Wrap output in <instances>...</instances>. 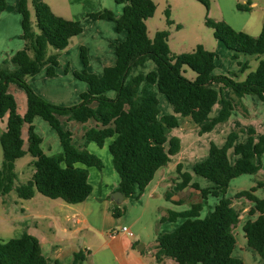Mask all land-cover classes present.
Listing matches in <instances>:
<instances>
[{
	"label": "trees",
	"instance_id": "16d2710c",
	"mask_svg": "<svg viewBox=\"0 0 264 264\" xmlns=\"http://www.w3.org/2000/svg\"><path fill=\"white\" fill-rule=\"evenodd\" d=\"M198 1L209 10L210 0ZM30 2L35 10V21ZM116 2L124 4L119 18L110 9L88 13L92 19H113L119 32H127L126 39L115 44L116 64L105 67L101 76L86 69L75 72L89 88L81 94L79 104L61 106L38 94L27 77L40 73L46 66L47 74L54 76L60 52L69 46L73 37L83 32L82 22L57 15L44 0H19L17 9L22 15L24 47L0 64V119L8 114L7 129L0 135L3 148L0 195L6 196L15 190L19 197L30 199L39 192L70 204L81 203L93 189L88 167L100 170L104 167L103 160L88 146L91 142L103 146L107 139H112L109 151L120 177L116 190L126 198L139 197L157 171L182 148L180 137H170L172 129L180 125L178 114L190 117L199 133L204 134L228 121L235 108L243 107L242 98L246 94H255L264 100V24L261 33L253 36L225 21L207 18V25L214 29L215 37L233 52L234 58L238 59L240 55L259 58L257 68L244 80H237L229 75H213L218 55L202 44L191 52L174 54L169 46L168 30H159L151 38L147 20L155 14L154 0ZM6 6L7 1L0 0V14ZM238 7L247 8L243 4ZM167 14V22L172 23L169 10ZM50 46L57 53L48 56ZM82 58L87 63L84 51ZM148 59L155 62L156 69L130 76L134 67L143 65ZM10 63H13V69L9 68ZM186 65L196 72V78L190 79L184 74ZM248 67L247 63L243 64V70ZM12 83L27 95L25 115L18 112L16 97L9 91ZM227 88L233 94L230 98L224 95ZM109 91L115 92L114 97L107 95ZM159 93L166 95L174 113H162ZM216 103L220 104V110L211 116ZM36 116H41L56 130L62 152L45 153L43 138L34 124ZM61 117H66V121ZM90 120L95 121V125L86 128L83 143L76 145L68 122L87 123ZM25 123L29 125L28 150L24 149L22 137ZM241 133H246L245 141L239 140ZM230 149L237 156L234 163L230 160ZM27 153L33 156L34 173L27 182L17 184L16 161ZM263 156L264 133L257 134L254 128H242L231 131L222 146L212 141L208 156L194 163V173L209 179L212 185L202 187L179 163L178 177L174 179L176 190L168 189L166 197L171 199L177 191L193 187L200 191L201 200L189 209L169 210L168 215L161 218L162 222H175L180 218L183 222L172 231L158 234L153 246L156 259L161 262L173 258L178 264H242L233 255L237 243L234 230L240 222L241 211L227 193L232 179L260 171ZM263 185V180H259L257 186L238 192L236 198L253 201L255 207L251 212H260L256 219H249L243 229L248 248L257 251L264 260V199L255 194ZM210 195L218 198V202L212 213L202 218L203 201ZM176 203L184 202L178 200ZM124 211V205L113 203L114 216L120 217ZM86 258L85 250L75 252L73 264H82ZM0 264L51 262L44 255L39 239L25 232L20 237L0 241Z\"/></svg>",
	"mask_w": 264,
	"mask_h": 264
},
{
	"label": "crops",
	"instance_id": "0c3cea01",
	"mask_svg": "<svg viewBox=\"0 0 264 264\" xmlns=\"http://www.w3.org/2000/svg\"><path fill=\"white\" fill-rule=\"evenodd\" d=\"M6 1V9L0 14V45L5 44V48L9 50H6L4 56H0V64L3 62V59L6 58L7 55H10L9 57H11L18 50L24 47V40L22 38V15L17 9L19 0ZM44 1L50 5L52 10L57 15L67 19L80 20L83 23V26H86L85 24L90 23L89 19H91L92 26L95 30L98 29L97 21L105 19H92L88 16V13H94L105 9L118 11L117 9H114V6L116 4H120L117 3L116 0ZM253 5L254 3H251V6ZM252 16L253 13L246 14V17L241 21L242 26L241 28H239V30L248 33L249 29L252 28L256 32L259 31L261 33L263 26H258V28L256 25H252ZM84 21L86 23H84ZM17 25L19 26L18 34L17 31L16 33H14V35H12L10 31V34L6 36L2 35L1 28L7 30L11 28V26H15L17 30ZM84 33L85 30H83V32L77 36L84 37ZM95 34H98V31H95ZM95 34L94 36L97 38L98 35L96 36ZM12 37L14 38L13 47L6 43V41H10ZM79 44L82 46L84 42L80 41ZM7 46H9V48ZM254 58L259 63V58L257 56H254ZM250 62V59H246V61H244L243 63L239 62V65L242 69L241 72L246 74V77L249 72L253 71L251 70L252 65L250 64ZM246 63L249 67L243 70V64ZM14 89L15 88L12 87V84H10L9 91L14 94L18 104L17 93ZM230 90V88L224 90V95L227 98H230L232 96V92H230ZM228 92L230 93L229 95H227ZM38 94L44 96V93L38 92ZM250 95L255 94H246L242 98V102L244 105H246L247 96L250 97ZM19 96L22 100V106L19 109L18 105V112L21 115H25L28 109L27 95L23 96V94H19ZM256 97L259 99V101H262L259 96L256 95ZM256 99L253 97L249 98L250 104L255 106V110L260 107L263 108V105L259 104L258 100ZM220 107V104L216 103L212 108L211 116L217 115ZM257 112L258 113L256 114H258L259 116L263 114L260 109H258ZM233 115L234 114L230 116L228 121L232 120ZM180 116L181 115L178 114L179 119ZM40 117L41 116L35 117L34 124L36 126L37 132L43 138V150L46 154L49 155L62 152L61 144L60 146L57 144L58 138L54 136V132L52 130L50 131L47 126H45L46 124H43ZM228 121L222 124H218L221 125V128L215 135H211L207 140L208 146L206 148V153L203 155L202 159L208 156L210 143L212 141L218 142L220 146L225 143L228 134L233 131V127H230L229 129L228 127L223 126L228 125ZM7 123L8 114H6L4 118L0 119V135L7 129ZM38 125L42 126L43 131L39 129ZM217 126L212 131L204 134L214 133L215 131H217ZM86 128L88 127H85L84 133ZM175 128L172 129L170 137H180L177 129ZM28 130L29 125L28 123H25L22 128V137L24 139L25 150H28L29 148ZM195 130L199 131V128L195 127ZM258 132L259 133L257 134H263L262 131ZM174 133L178 135H175ZM241 134L239 140L245 141L246 138L245 140H242ZM111 141L112 139H110L109 142H106L108 143V148ZM181 142L182 148L180 152L172 156L171 161L168 163L169 165L167 164L157 171L154 179L149 183L142 195H140L139 197H125L122 203V205L124 206L125 203H131V207L133 208L136 205L133 202V198H136V203L140 207H143L141 212L150 214V224L145 227L143 226V228L146 229V234L144 233V229L139 228L134 221L129 226L125 224L122 225V228L124 226H127L129 231H123L122 228L119 227V233L116 236H111L110 233L112 232V230H117L113 227L119 226L114 220L116 216H114L113 214V203L115 201L112 200L111 196L115 191H117L116 188L119 184L120 177L115 170V172H110L112 179L109 180L108 176L104 174V167L102 170H99L96 167H88L89 181L92 184L93 189L86 200L81 203L70 204L64 200L63 202H55V199L50 202L47 198L38 196L39 192H37L34 197L27 200L30 201L31 204L25 205L23 201L17 200L18 198L16 197L8 199L7 195H0V241H8L11 238L20 237L25 232H29L39 239L42 251L44 255L50 259L51 264H73L74 254L75 252H78L80 250H85L87 254V258L83 261L82 264H178L173 258H166L161 262L158 261L154 256L153 246L160 232L172 231L178 226L177 223L167 224L168 222H170L168 220L162 222L161 218L168 215L169 210L182 211L186 209H180L182 205L176 203L178 200H182L179 195H177L180 191L174 193L171 199H168L166 197V192L169 187L171 189H175V184H171V179L178 176L176 172L177 165L180 161L177 156L183 150V141L181 140ZM91 143L88 147H90ZM234 155V150L230 149L229 156L231 162L233 163L237 159V156ZM107 158L108 160L111 159L112 161V155L111 158H109V156H107ZM173 159L176 160L174 164H171ZM197 160H201V158ZM2 162L3 148L0 139V166L2 165ZM262 168H264V163H262ZM260 171L254 174H256L257 176ZM234 179H232L231 183H233ZM262 180L264 182V177L262 178ZM231 183L227 193L228 196L233 198V200L237 199L238 201L236 203L243 204V206L241 207L242 211L240 214V222L234 230L237 238V243L234 248L233 255L240 259L242 261V264H264V260L261 255L257 251L248 248V240L243 229L244 224L249 219H256L259 216L260 212H251V209L255 207V203L253 201H250L249 199L244 197L236 198V194L238 192L245 189H250L253 186H257L258 181H254L253 179H243L235 186V190L233 191V193L230 192L232 187ZM229 194H231V196ZM255 194L258 197L264 199V185L262 187H258ZM160 221L161 227L159 226ZM163 227L165 228L163 229L164 231H162ZM111 228L113 229L111 230ZM130 232H132V234H130Z\"/></svg>",
	"mask_w": 264,
	"mask_h": 264
},
{
	"label": "rangeland",
	"instance_id": "374dc122",
	"mask_svg": "<svg viewBox=\"0 0 264 264\" xmlns=\"http://www.w3.org/2000/svg\"><path fill=\"white\" fill-rule=\"evenodd\" d=\"M50 1V0H49ZM156 4V11L153 17L147 20L148 34L151 38H154L157 31L159 30H168L169 35V46L174 54H181L184 52L193 51L197 45L202 44L204 47L210 51L217 53L218 57L216 60V68L214 69L213 75H229L237 80H244L246 74L241 72V66L239 62L243 63L246 59H250V64L252 65L251 70H255L258 66V61L251 55H240L238 59L233 57V52L229 50L226 45L220 42L214 35V29L207 25V18L215 21H225L235 29L239 30L242 26V20L246 17V14L253 13L251 24L256 25L257 27L263 26L264 23V0H210V8L207 10L206 6L198 0H154ZM250 3V4H249ZM251 3H254L251 6ZM238 4L246 5V9H241L238 7ZM124 5L116 4L114 9L118 11L111 10L116 17H120L123 12ZM30 9L32 11V18L35 21V10L30 2ZM170 12V20L172 23H168V14ZM90 23L85 24V35L84 37H73L69 46L60 52L58 61L59 64L55 69V75L49 76L47 74L48 67L46 66L40 73L27 77L28 83L31 87L39 93H44L43 98L48 101H54L55 104L61 106H74L81 102V94L86 92L89 88V85L86 81H83L75 76V72H82L87 70L89 73L96 74L101 76L105 67L113 66L116 64L117 57L115 51V44H118L126 39L127 32L117 30V22L113 19L98 20V29L95 30L92 26V20L89 19ZM12 23V22H10ZM84 23H86L84 21ZM258 27V28H259ZM12 28V29H11ZM5 30L1 28V33L3 36L14 33H19V26L17 25V30L15 26ZM38 31V29L36 28ZM258 30V29H257ZM15 31V32H14ZM95 31H98V34H95ZM250 35L258 36L260 32H256L254 29L250 28ZM94 34L98 37L96 38ZM14 38L12 37L10 41L6 43L13 47ZM80 41H83L84 44L81 46ZM5 44L0 45V56H4L6 53ZM9 48V46H7ZM11 48V47H10ZM85 52L87 63L84 62L82 58V52ZM57 50L50 46L48 47L47 55L56 54ZM10 55H7L6 58L10 59ZM9 68L13 69V63L9 64ZM156 69V64L153 60L148 59L146 63L140 66H136L132 69L130 76H135L139 73H147L150 70ZM186 72L184 73L188 78H196V72L193 71L189 66H185ZM45 81V82H44ZM12 87L17 93L19 109L22 106V100L20 99L19 94L26 96L25 91L16 84L12 83ZM36 91V92H37ZM37 92V93H38ZM230 92H232L230 90ZM230 93L228 92L227 95ZM108 96L114 97L115 92L109 91ZM233 95V94H232ZM257 98L256 95L247 96L246 105L243 107L239 106L238 109H234L232 114V120L228 121V125H223L225 127H233V131L240 130L242 128H254L257 133L262 131L264 133V100L259 101V104L263 105V108H257L250 104L249 98ZM159 101L162 113H174L173 107L170 104L168 98L165 94L159 93ZM53 102V103H54ZM258 109L262 111V115H258ZM43 124H46L47 128L54 132V136L58 138V145L60 146L59 136L56 130L49 125L42 117H40ZM63 121H66V117H61ZM95 125V121L91 120L88 123H81L77 121H69L67 126L73 132L74 143L80 145L83 143L84 139V129L85 127H90ZM221 125L217 126V131L212 134H200L199 131L195 130V126L190 117L180 116V126L175 128L177 129L178 134L180 135L181 140L183 141V150L177 156L179 163L183 164V169L185 171L191 172L194 176L193 181H197L202 187H207L212 185V181L206 179L200 175H197L193 172V165L197 159L202 160L203 155L206 153V148L208 146V139L211 135H215L218 130L221 128ZM39 129L43 131L42 126L38 125ZM223 128V127H222ZM225 129V128H224ZM226 130V129H225ZM27 134V133H26ZM175 135H178L174 133ZM242 140L247 137L246 133H242ZM107 140L106 142H109ZM103 146H99L95 142H92L88 149L99 155V157L104 162L105 172L104 174L108 176V179L111 180L112 176L110 172H115V169L112 165L111 159L108 160L107 156L111 158L110 151L108 148V143ZM219 145L218 142H215ZM222 143V142H220ZM235 156V155H234ZM205 159V158H204ZM176 160V159H175ZM175 160L173 159L171 164H174ZM33 156L30 153H27L24 157L16 161V170L19 174L17 184L27 182L34 173V167L32 165ZM262 163H264V158L262 157ZM169 165V164H168ZM100 170V169H99ZM178 175V173L176 172ZM178 177V176H177ZM173 177L171 179V184H174ZM264 177V168L261 169L260 173L256 174H244L236 177L233 183H231V193L235 190V186L241 182L243 179H253L254 181L262 180ZM245 186V185H244ZM246 188V187H245ZM168 189H171L170 187ZM177 195L183 200L184 203L180 209H189L193 203H196L201 200V193L199 190L193 187H187L183 191H180ZM231 196V194H229ZM8 199L18 198L25 205L31 204L28 199L21 198L18 196L17 192L13 190L8 195ZM38 196L47 198L50 202L53 201L52 198L39 193ZM216 197L210 195L206 200L203 201V208L201 210L200 217L204 218L210 215L213 211V208L217 203ZM238 200L234 199L235 206L242 211L243 204L236 203ZM55 202H63V199H55ZM132 202V201H130ZM133 202L136 204L135 207H131V203H125L126 211L120 217H115L114 220L117 225L113 228L119 230L122 228V225H130L135 221L139 228L144 229L146 234V229L143 226L150 224V214L143 213L141 210L143 207H140L136 202L137 199L133 198ZM20 203V201H19ZM183 222V219H179L175 222H168L167 224L180 225ZM159 226L161 227V221ZM120 227V228H119ZM158 227V226H157ZM111 228V230L113 229ZM161 229V228H160ZM164 227L162 231H164ZM113 231V230H112ZM66 257V255H65Z\"/></svg>",
	"mask_w": 264,
	"mask_h": 264
},
{
	"label": "water",
	"instance_id": "95a60500",
	"mask_svg": "<svg viewBox=\"0 0 264 264\" xmlns=\"http://www.w3.org/2000/svg\"><path fill=\"white\" fill-rule=\"evenodd\" d=\"M111 198H112V200L115 201L117 204H122L123 201H124L125 196H124V194H123L121 191L117 190V191H115V192L112 194Z\"/></svg>",
	"mask_w": 264,
	"mask_h": 264
},
{
	"label": "built area",
	"instance_id": "2783aa9c",
	"mask_svg": "<svg viewBox=\"0 0 264 264\" xmlns=\"http://www.w3.org/2000/svg\"><path fill=\"white\" fill-rule=\"evenodd\" d=\"M122 230H123V231H129L127 226H124V227L122 228ZM118 233H119L118 230H113L110 234H111V236H116ZM130 234H132V232H130Z\"/></svg>",
	"mask_w": 264,
	"mask_h": 264
}]
</instances>
